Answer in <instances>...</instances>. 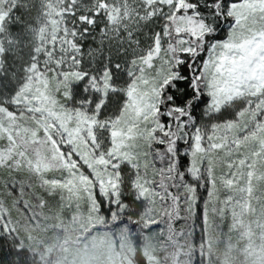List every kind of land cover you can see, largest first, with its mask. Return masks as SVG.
I'll return each mask as SVG.
<instances>
[{"label": "snow or ice", "instance_id": "6c2138e0", "mask_svg": "<svg viewBox=\"0 0 264 264\" xmlns=\"http://www.w3.org/2000/svg\"><path fill=\"white\" fill-rule=\"evenodd\" d=\"M260 170L264 0H0V264L52 200L205 245Z\"/></svg>", "mask_w": 264, "mask_h": 264}, {"label": "rangeland", "instance_id": "374dc122", "mask_svg": "<svg viewBox=\"0 0 264 264\" xmlns=\"http://www.w3.org/2000/svg\"><path fill=\"white\" fill-rule=\"evenodd\" d=\"M243 186L246 191L234 193L242 195V202L232 206L234 210L224 212V202H221V219L228 218L230 221V238L234 245L225 242V252H221L218 257L219 264H264V170L250 172ZM75 210L80 211L79 222L55 237L44 260L45 264H76V257L85 255L89 258L81 264H93L96 254L106 258L105 264H136L134 238L137 237L125 238L116 233L117 229L113 230L111 222L89 212L84 198L80 199ZM74 216L76 217V213ZM215 229L216 227H212L209 232L214 234ZM162 235L159 231V237L156 236L152 245L139 247V250L143 249L140 253L146 264H190L189 256L194 254V251L190 252V240H183L175 248H171L166 239L160 250L158 241ZM208 236L205 245L214 241L213 235L210 237L209 233ZM238 241L241 247L238 246Z\"/></svg>", "mask_w": 264, "mask_h": 264}, {"label": "trees", "instance_id": "16d2710c", "mask_svg": "<svg viewBox=\"0 0 264 264\" xmlns=\"http://www.w3.org/2000/svg\"><path fill=\"white\" fill-rule=\"evenodd\" d=\"M79 212V210L74 211L72 208L60 206L56 200H52L41 217L36 220L35 223H31L28 221L26 216H23L19 212L13 211V216L20 218V223L16 225L18 229V236L20 238L19 247L23 249V252L20 253V258L25 260L26 264H45L44 260H46L45 258L49 254L51 244L55 241V237L63 234L68 230L69 227L79 222ZM75 213L76 217L74 216ZM113 227V230L117 229L116 233H120V235L125 238H131L133 236L137 237L134 238L136 245V264H146L140 253V251L143 249L139 250V247L142 246V248H144L145 246L152 245L153 242L156 241V236L159 237V231L154 229L150 232H140L138 229H132L129 225H113ZM212 227L213 229L216 227L214 230L216 231V233H214L215 235L209 232L210 237L212 235L214 236V241L212 243L209 242L207 245H202L201 247L189 238L191 244L190 252L194 251L195 253L197 251H201L202 249L201 254L206 257V264H219L218 257L220 256L219 254L221 252H225V242L228 241L232 244V246L234 245L232 243L233 239L230 238L232 236L231 224L228 218H225L215 220L210 225L209 231H212ZM138 233L139 235H136ZM166 239L167 237H165L163 233L160 241H158L160 250ZM238 246L241 247L240 242L238 243ZM239 250H237L236 253H238Z\"/></svg>", "mask_w": 264, "mask_h": 264}, {"label": "clouds", "instance_id": "9594fccd", "mask_svg": "<svg viewBox=\"0 0 264 264\" xmlns=\"http://www.w3.org/2000/svg\"><path fill=\"white\" fill-rule=\"evenodd\" d=\"M89 257L87 255L85 256H77L76 257V264H81L83 260H87ZM106 258L100 254H96V256L93 257V264H105Z\"/></svg>", "mask_w": 264, "mask_h": 264}]
</instances>
